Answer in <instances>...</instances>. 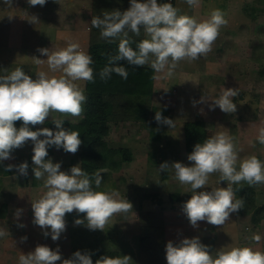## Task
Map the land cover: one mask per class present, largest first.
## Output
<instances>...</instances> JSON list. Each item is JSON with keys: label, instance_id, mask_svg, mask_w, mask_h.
<instances>
[{"label": "clouds", "instance_id": "clouds-1", "mask_svg": "<svg viewBox=\"0 0 264 264\" xmlns=\"http://www.w3.org/2000/svg\"><path fill=\"white\" fill-rule=\"evenodd\" d=\"M190 7H199L201 0H185ZM46 0H29L31 6H43ZM11 7L12 0H4ZM11 19V16H9ZM38 23L36 16L29 19ZM228 21L220 9H214L209 18H196L180 14L172 3H158L157 0H130L129 7L123 11L114 9L94 16L91 26L100 29L105 39L119 38L118 52L108 55L107 64L100 70V78L107 80L112 73L128 78V70L120 61H126L133 67L150 66L155 73L171 78L181 61H194L207 56L212 45L220 35L222 27ZM141 29L145 38L134 49L128 33L140 36ZM46 56L47 71H37L33 79L22 67H17L6 75H0V162L13 159L12 153L24 147L29 141L33 144V173L36 180L43 181L45 191L38 199L31 201L33 224L43 230V235H51L58 241L66 230V214L76 212L84 214L77 218L76 225H85L89 230L104 231L113 216L132 211L133 205L114 188L99 190L102 182L100 172L90 176L78 165L69 171L61 170V163L48 157L49 147L55 146L67 153L75 154L81 144L80 133L63 127L65 117H81L87 100L85 82L94 81L92 56L78 43L68 42L66 47L49 51L39 48ZM36 65L45 63V59L34 57ZM59 73V75H55ZM238 89L224 88L217 99L211 100L210 110L216 107L224 113H234L237 104L233 98ZM206 100L201 97L200 103ZM193 106L197 101H193ZM58 113L59 116H53ZM51 117L55 131L48 127L32 130L30 126L42 125ZM155 120L171 128L172 119L163 117L157 111ZM16 121H22L17 128ZM43 137V138H41ZM256 141L264 145V127L258 130ZM255 147V144L252 145ZM242 149L237 147L236 138L226 131H219L196 143L186 165L175 161L163 162L160 171H174V178L181 185L189 186L190 199L184 202L183 212L189 223L195 228L200 222L214 226H223L230 214L244 208L243 198H236L233 185L246 182L249 186L264 184V161L255 154L241 157ZM47 158V159H46ZM28 162L18 165L8 164L6 171L13 168L24 176L28 175ZM219 173V181H226L227 187H217L205 191L212 174ZM93 182L95 188L93 187ZM218 183V181H217ZM199 190V191H198ZM22 209H17L15 217L19 220ZM24 227V224H18ZM9 235L0 228V238ZM27 240V237H21ZM252 240L259 243L261 236L254 234ZM89 251H75L71 258L62 259L59 247L52 249L47 245H37L27 254L21 253L18 264H93ZM167 264H264V251L245 245L220 248L213 253L210 246L203 244L198 237H184L178 242L169 240L165 246ZM130 255H103L95 264H130Z\"/></svg>", "mask_w": 264, "mask_h": 264}, {"label": "rangeland", "instance_id": "rangeland-1", "mask_svg": "<svg viewBox=\"0 0 264 264\" xmlns=\"http://www.w3.org/2000/svg\"><path fill=\"white\" fill-rule=\"evenodd\" d=\"M126 1L130 2V0ZM160 1L173 2V0ZM219 1L222 2L216 5L215 2ZM225 2L230 3L226 8ZM201 4L202 7L200 6V9L197 7L199 10L193 14L190 11L183 13L186 11L185 5L179 10L182 11L180 14L192 16L198 21L207 19L204 17L210 16L214 9H220L225 14L228 23L221 28L212 50L207 56L197 60L181 61L171 78H154L163 74L153 71L147 89L142 86L139 78L127 79L126 82L130 84L126 90L132 95L144 92L141 96L143 99H135V102L143 101L145 114L141 116L142 119L119 116L109 120V131L105 138L110 147L119 150L114 152L111 158L112 162L117 164V169L109 173V178L99 190L117 189L122 197L132 203V211L113 216L104 231H93L85 225H76L74 221L77 218L83 219L84 214L74 211L66 214V230L58 241H53L50 234L45 237L43 230L32 222L31 207V201L38 199L45 191L43 181L37 180L39 183L35 185L29 183L26 187L17 189V186H23L17 184L18 181L24 180L22 178L27 177L29 181L34 178L31 159L33 144L29 141L24 147L12 153L13 159L7 160L12 165L27 161L28 175H21L13 168L12 174L2 178L1 188H5L2 196L4 202H7V209L4 216H1L3 221L0 228L8 231L9 235L0 238V264H18L21 253L27 254L38 244L47 245L52 249L59 247L62 259L71 258V253L77 250L108 248L118 250L120 256L130 255L132 257L130 264H167L165 246L168 238L166 235L170 231L166 232V225H171L177 219L184 220L185 213L180 212V209H183L184 202L190 199L191 193L187 191L189 186L181 185L174 178L173 170L160 171L161 163L171 164L179 161L190 165L192 162L188 161L187 156L192 152L194 145L203 143L205 139L219 131H226L236 138L237 147L242 149L241 157L255 154L264 161V145L256 141L258 130L264 127V75L261 74V71H264V0H201ZM98 5L96 15L99 16L103 8ZM116 5L120 7L119 3ZM110 7H112L111 3L106 8ZM20 29L21 27H18V31ZM10 35L19 34L10 33ZM28 37L29 34H23V40L21 36L19 39L14 38L15 45L12 44L9 36L7 39L5 36L4 41H1L3 43L0 44V50L8 53L0 55V75H6L17 67H22L33 79L40 70L53 74L48 69L46 60L44 64L36 65L32 58L15 56L16 50H24L29 46ZM132 37L142 40L145 38V33L141 29L140 36L134 34L131 35ZM90 39L87 36L82 47L87 53ZM4 42L8 45L3 48ZM20 43H23L21 47L16 46ZM86 83H84L85 88ZM224 88L238 89V96L233 98V102L237 104L234 113H224L219 107L214 110L208 107L212 103L211 100L217 99ZM202 96L208 101L200 103ZM194 100L197 101L195 106L192 103ZM157 111L161 112L163 117L172 119L175 127L158 123L155 120ZM52 115L59 116L58 113ZM82 117L83 115L68 118L78 121ZM187 121L202 123L203 133L198 141L190 143L191 141L188 140L185 129ZM21 126L22 124H18L16 127ZM40 126L30 127L36 130ZM253 144L255 147L252 146ZM80 150L79 148L75 154H71L49 148L47 158L53 163L60 162L62 171H69L74 165L81 167ZM125 154H130L131 158H124ZM219 179V173L212 174L209 185L204 190L227 187V182ZM243 186L247 188L244 192V208L230 214L229 226L224 224L216 228L218 243H215L217 248L211 250L213 253L217 249L224 248L223 246L231 248L245 245L264 251V214H258L256 211L257 207L264 205V184L249 186L246 182H242L240 185H233L237 199H240L238 189ZM177 203L181 206L174 209L173 206ZM17 209H23L24 212L21 213L19 220L15 217ZM7 215L12 219H7ZM254 216L256 218H253ZM21 223L25 226L19 227L18 224ZM202 223L204 224L200 222L201 225ZM174 229L177 230V227L174 226ZM219 230L221 233L218 232ZM254 234L261 236L259 243L249 241ZM223 235L228 241L222 237ZM24 236L27 240L22 241L21 237ZM141 236H143L142 242H140ZM191 237L193 235L189 234V238ZM242 237L243 240L240 239ZM6 240L8 242H5ZM229 240L232 241L231 244ZM211 242L209 237V243ZM57 264L61 262L58 261Z\"/></svg>", "mask_w": 264, "mask_h": 264}, {"label": "trees", "instance_id": "trees-1", "mask_svg": "<svg viewBox=\"0 0 264 264\" xmlns=\"http://www.w3.org/2000/svg\"><path fill=\"white\" fill-rule=\"evenodd\" d=\"M128 35L132 41L131 46L135 49L137 43L141 39L136 37L131 38V35H134L131 32H129ZM90 40L91 43L88 53L93 59L92 67L94 69V81L86 83L85 94L87 96V100L84 104V114L78 121L65 117L63 127L80 133V138L82 140V144L80 146V158L82 160L81 168L90 176H92L95 172H100L102 175V185L109 178V173L117 169V164L112 162L111 158L114 152H119L118 149L110 147L105 138L109 131V120L115 119L119 116L124 118H130V116H132L135 119H142L141 116L144 115L146 111L143 101L135 102V99H143L141 96H143L144 92H140L138 95H132L128 90H126L130 84L126 81L130 77L139 78L142 86H145V89H147L148 83H150L151 76L153 74V69L146 65L143 67H133L128 65L126 61H120V63L128 70V78L124 79L121 76L112 73L109 79L102 80L99 75L100 70L107 64L108 55H115L118 52L119 38H102L100 35V29L93 27ZM261 74L264 75V71H261ZM128 110L130 113H128ZM131 110L133 111L131 112ZM18 124H22V121L15 122V126ZM201 125L202 123H200V121H197L196 123L193 121H187L185 123L187 138L191 141L190 143H193L192 141H198V139H200L199 136H202L203 132L201 130ZM42 127H48L55 131V125L52 122L51 117H49L48 120L40 126V128ZM49 148L54 149L56 147L52 146ZM59 150L64 151L62 148ZM124 156L126 159L131 158L130 154H125ZM8 164L10 163L7 162V160L0 162V188L2 186L3 176L12 174L13 172V170L6 171V166ZM22 179L24 180H20V182L18 181L17 184L26 186L29 183L31 185L39 183L35 177L32 178L31 181H29L27 177ZM93 187L95 188L94 182ZM246 190L247 188L244 186L238 189L240 198L242 197L244 199V192H246ZM253 201L254 200L252 198V202ZM6 204V202L0 204V216H4L5 210L7 209ZM246 209L248 210V207ZM256 211L258 214L263 215L264 205L257 207ZM253 218H256V216ZM142 240L143 236H141L140 242H142ZM150 247H152V245H150ZM81 251L91 252L93 264H95V261L103 255H120L118 250L108 248ZM73 253L74 252L71 253V256Z\"/></svg>", "mask_w": 264, "mask_h": 264}, {"label": "crops", "instance_id": "crops-1", "mask_svg": "<svg viewBox=\"0 0 264 264\" xmlns=\"http://www.w3.org/2000/svg\"><path fill=\"white\" fill-rule=\"evenodd\" d=\"M109 1L110 2H108V0L107 1L106 0H46V3L43 6L41 5L31 6L29 4V0H12L11 7H8L7 5L4 4V0H0V44L3 43L1 41L2 40L4 41L5 36L6 39L7 36H9L11 38V41L13 42L12 44L15 45L16 41L14 38L19 39V36H21L23 40V34H29L28 37L29 46L24 50H16L15 56H19V55L20 57L26 56V58H32V59H34V57H38L40 59H45V60L47 59V57L41 55V53L38 51L39 48H49V51H53L59 48L66 47L68 42L78 43L82 48L86 42L87 36L88 38H91V34H92L91 20L94 16H98L96 15L97 9L99 7L98 4H100L103 8V11L101 13H103L104 11H112L114 9H119L123 11L127 9L130 4V2L126 0H117L116 2L115 0H109ZM157 2L161 3L160 0H157ZM221 2L222 1L215 2V4L219 5ZM109 3H111L112 7L108 9L106 7ZM118 3L120 4V7L116 5ZM225 3H226L225 6L226 8L230 3L229 4L228 2ZM172 4H174L173 6L178 9L183 8L185 5L186 7H184V9L186 11H184L183 13L190 11L192 12V14L197 12L200 9V6L202 7L201 3L199 9L197 7L195 8L190 7L185 2V0H173ZM180 12L182 13L181 10ZM101 13L100 15H102ZM9 16H11V19L9 18ZM31 16H36L39 22L35 24L30 22L29 19H31ZM208 17L209 16L207 17L205 16L204 18H208ZM18 27H21L19 31H18ZM10 33L19 34V35L12 36L10 35ZM7 42L8 44L10 43L8 40ZM8 44H5L4 42L3 48L6 47ZM22 44L23 43H20L19 45L16 46H20ZM1 50H0V55L2 53H6V54L8 53ZM9 53H11V51ZM9 56L11 57L14 55H9ZM19 187H24V186H17V189ZM4 190H5L4 187L0 188V204L5 201L2 196ZM179 206L181 205H178L177 203V205H174L173 208L174 209L179 208ZM181 211H183L182 208L180 209V212ZM185 216H184V220L177 219L175 222H172L171 225L169 224L166 225V232L167 230L170 231L169 234L165 232V235L167 234L166 236L168 237L167 242L169 240L178 242L180 239L184 237L189 238V234H190L193 235V237H198L203 244L210 246V251L213 249L215 250L217 248L216 247L217 244L215 243L216 242L218 243V238L216 236V228L218 226H214L208 224L207 222H204V224L202 223L201 225L199 223L198 227L194 228L189 223L188 218ZM7 217H6L7 219H12L9 218L8 215ZM0 218H2L0 219V225H1L3 221V217L0 216ZM230 222L231 220H229V222H226L225 225L229 226ZM174 226L177 227V230L174 229ZM218 232L221 233L220 230ZM209 237L212 240L211 243H209ZM222 237L228 241V238L225 235H223ZM240 239L243 240L244 237ZM249 241H253V240H249ZM5 242L8 241L6 240ZM230 242L232 243V241L229 240V243ZM252 243L255 242L253 241ZM223 247L226 248V246Z\"/></svg>", "mask_w": 264, "mask_h": 264}]
</instances>
